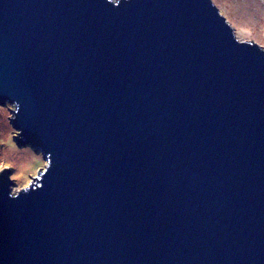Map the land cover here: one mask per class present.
<instances>
[{
	"label": "water",
	"instance_id": "1",
	"mask_svg": "<svg viewBox=\"0 0 264 264\" xmlns=\"http://www.w3.org/2000/svg\"><path fill=\"white\" fill-rule=\"evenodd\" d=\"M47 162L0 264H264V47L213 0H0V104Z\"/></svg>",
	"mask_w": 264,
	"mask_h": 264
},
{
	"label": "rangeland",
	"instance_id": "2",
	"mask_svg": "<svg viewBox=\"0 0 264 264\" xmlns=\"http://www.w3.org/2000/svg\"><path fill=\"white\" fill-rule=\"evenodd\" d=\"M220 12L234 27L240 40H254L264 47V0H213ZM15 105L0 104V170L12 168V192L28 186L47 162L42 153L16 140L11 123Z\"/></svg>",
	"mask_w": 264,
	"mask_h": 264
}]
</instances>
